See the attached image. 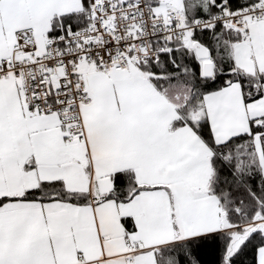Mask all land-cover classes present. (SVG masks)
Returning a JSON list of instances; mask_svg holds the SVG:
<instances>
[{
  "label": "snow or ice",
  "instance_id": "obj_1",
  "mask_svg": "<svg viewBox=\"0 0 264 264\" xmlns=\"http://www.w3.org/2000/svg\"><path fill=\"white\" fill-rule=\"evenodd\" d=\"M0 264H264V0H0Z\"/></svg>",
  "mask_w": 264,
  "mask_h": 264
}]
</instances>
